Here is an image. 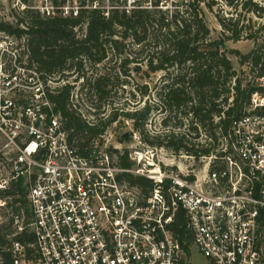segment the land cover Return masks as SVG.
Instances as JSON below:
<instances>
[{"label":"built area","instance_id":"1","mask_svg":"<svg viewBox=\"0 0 264 264\" xmlns=\"http://www.w3.org/2000/svg\"><path fill=\"white\" fill-rule=\"evenodd\" d=\"M9 2L16 13L57 11L51 0ZM58 10L66 17L77 6ZM245 67L250 73L251 63ZM260 69L252 72L244 114L199 170L163 164L138 134L130 169L103 148L105 135L84 157L69 143L39 79L26 100L0 93V229L9 232L0 264L7 253L10 264H192L195 252L204 264H264ZM17 80L15 73L4 82L12 88ZM127 175L150 186H134Z\"/></svg>","mask_w":264,"mask_h":264},{"label":"trees","instance_id":"2","mask_svg":"<svg viewBox=\"0 0 264 264\" xmlns=\"http://www.w3.org/2000/svg\"><path fill=\"white\" fill-rule=\"evenodd\" d=\"M51 1L57 8L55 16L29 10L15 24L0 20V33L25 42L28 69L41 79L53 114L60 118L69 143L84 157L92 154L95 143L122 117L133 123L144 146L200 162L215 153L220 137L244 114L254 90L250 81L243 83L238 77L229 55L239 58L242 65L251 63L249 74L260 66L264 73V44L257 37L259 31L264 32V22L252 33L250 25L241 26L240 18L217 14L223 32L212 38L205 8L213 12L218 5L215 0ZM222 1L235 12L245 10L264 19V0ZM67 2L76 4L77 11L64 17L58 8ZM242 40L254 42L250 53L227 48V42ZM115 61L120 62L117 72L102 68L88 75ZM159 73L162 77L153 88L145 81L133 89L147 98L143 106L136 104L134 110L112 106L115 87L126 85L133 74L150 80ZM74 76L75 83L81 81L80 94L99 103L93 114L98 120H88L74 105L75 86L69 82ZM56 78L64 84L48 87ZM106 106H112L109 114L103 110ZM154 113L166 114L161 123L168 133L149 130ZM202 133L208 140L204 144L198 142ZM131 135H123L121 141L130 140ZM108 152L116 154L118 166L133 167L127 150ZM125 179L134 186H150L144 178L127 175ZM8 235L0 229L1 247L8 244ZM4 256L10 264V254Z\"/></svg>","mask_w":264,"mask_h":264},{"label":"rangeland","instance_id":"3","mask_svg":"<svg viewBox=\"0 0 264 264\" xmlns=\"http://www.w3.org/2000/svg\"><path fill=\"white\" fill-rule=\"evenodd\" d=\"M37 4H38V0ZM210 1V0H207ZM218 2L213 9V12H210L207 8H205V21L207 26L211 31L212 38H219L222 36V27L220 26L216 15L219 14L224 16V18H240L241 19V26H251L252 33L256 32L258 29L262 27L264 19H259L253 14H248L245 10H239L235 12L234 10L229 9L225 6L222 0H215ZM258 1L259 0H255ZM132 4V0L129 2ZM65 6L71 10L73 8L72 4L67 2ZM23 17V13H16L11 10L9 0H0V20L3 22H9L11 24H15L19 18ZM250 21V24H249ZM258 43L263 45L264 44V32H258ZM24 41H19L14 39L13 37L7 36L5 34L0 33V93L3 98L10 99V100H26L34 91L32 88L33 84L38 83L39 77L28 68V61L25 51ZM227 48L229 50H238L242 55H246L250 53L254 49V42L251 40H242L237 43L234 42H227ZM229 59L232 61V64L238 73V77L245 81L253 80L252 74H246V67L242 65L240 59L229 55ZM102 68H105L107 71H111V73L117 72L120 68V62L116 63V61L112 64H106L105 67H97L92 72L89 71L88 75L100 73ZM17 74L18 80L13 81V86L15 89L19 88L20 91L15 92V89L9 88L6 86L4 80L10 74ZM135 74V73H134ZM132 75L131 79H128V83L124 86H116L114 91L111 103L113 107L123 108L125 110H134L136 108V104L139 106H143L145 99H143L142 95L139 93H135L133 89H135L136 85H141L145 81L149 83L150 88H153L154 85L160 80L162 77V73L152 75L150 80H142L141 74L140 75ZM31 77V78H30ZM56 80L49 81L48 87L54 89L63 85L64 83L58 82ZM76 76L69 78V82L74 85L73 96H74V105L81 111V113L90 121L99 119L95 117L93 114L96 112V106L99 104L97 103L96 99L93 97L85 96L81 93V81L75 83ZM41 81V79H39ZM111 106V107H112ZM111 107H104L103 110H106V114L110 113ZM165 115H158L154 113L151 117V122L149 124V130L154 132L157 131L160 134L168 133V129L162 126V120L165 118ZM132 134L130 140L122 142L121 137L123 135ZM134 134H138L133 129V123L128 121L124 118H120V120L113 124L111 127L108 128L106 131L105 139L103 140V148H110L115 150L119 148L123 151H132L134 148ZM140 140L141 137L138 134ZM198 142L205 143L208 142L207 137L202 135L198 139ZM163 164H171L175 166H179L185 168V166H193L195 170L202 169L203 166L206 164L207 161H200L196 162L194 159H188L183 155L179 157H175L171 155L166 150H158V157H157ZM115 161L117 159L115 158ZM204 259L199 256L196 252L194 253L192 264H204Z\"/></svg>","mask_w":264,"mask_h":264}]
</instances>
